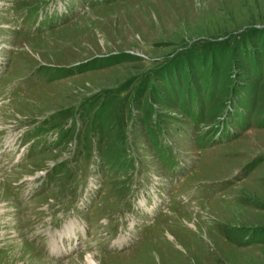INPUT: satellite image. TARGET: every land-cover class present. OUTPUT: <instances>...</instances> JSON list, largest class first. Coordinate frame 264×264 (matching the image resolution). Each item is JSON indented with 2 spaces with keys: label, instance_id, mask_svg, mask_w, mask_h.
<instances>
[{
  "label": "rangeland",
  "instance_id": "obj_1",
  "mask_svg": "<svg viewBox=\"0 0 264 264\" xmlns=\"http://www.w3.org/2000/svg\"><path fill=\"white\" fill-rule=\"evenodd\" d=\"M0 264H264V0H0Z\"/></svg>",
  "mask_w": 264,
  "mask_h": 264
},
{
  "label": "bare ground",
  "instance_id": "obj_2",
  "mask_svg": "<svg viewBox=\"0 0 264 264\" xmlns=\"http://www.w3.org/2000/svg\"><path fill=\"white\" fill-rule=\"evenodd\" d=\"M64 232V231H63ZM75 240V239H74ZM67 247V246H66Z\"/></svg>",
  "mask_w": 264,
  "mask_h": 264
}]
</instances>
